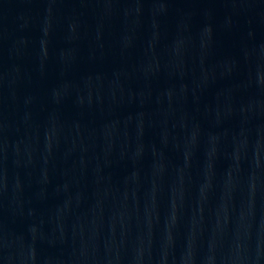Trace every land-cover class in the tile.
Returning a JSON list of instances; mask_svg holds the SVG:
<instances>
[{
    "label": "water",
    "instance_id": "95a60500",
    "mask_svg": "<svg viewBox=\"0 0 264 264\" xmlns=\"http://www.w3.org/2000/svg\"><path fill=\"white\" fill-rule=\"evenodd\" d=\"M0 264H264V0H0Z\"/></svg>",
    "mask_w": 264,
    "mask_h": 264
}]
</instances>
